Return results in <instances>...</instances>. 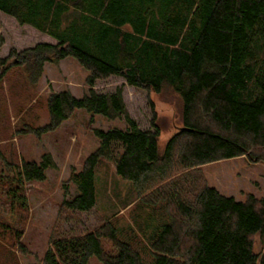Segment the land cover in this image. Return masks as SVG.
<instances>
[{
    "label": "trees",
    "instance_id": "1",
    "mask_svg": "<svg viewBox=\"0 0 264 264\" xmlns=\"http://www.w3.org/2000/svg\"><path fill=\"white\" fill-rule=\"evenodd\" d=\"M0 11L58 42L4 58L0 35V85L13 67L35 85L47 63L67 57L88 71L82 99L52 93L49 124L26 132L55 131L79 109L128 125L95 130L100 146L80 173L72 172L79 194L65 199L63 209L90 212L97 170L114 161L116 173L152 211L138 223L140 231L133 225L122 232L108 220L85 235L56 237L42 264H88L92 257L101 264H147L146 258L150 264H264V197L238 202L191 173L173 179L243 156L264 162V0H0ZM112 76L156 94L169 86L181 98L183 127L163 149L155 112V130L142 131L121 88L95 91L97 81ZM0 160V195L18 208L25 206L24 185L45 180L54 164L50 155L41 163Z\"/></svg>",
    "mask_w": 264,
    "mask_h": 264
},
{
    "label": "rangeland",
    "instance_id": "2",
    "mask_svg": "<svg viewBox=\"0 0 264 264\" xmlns=\"http://www.w3.org/2000/svg\"><path fill=\"white\" fill-rule=\"evenodd\" d=\"M0 35L5 40L1 51L4 58L10 57L12 51L20 53L45 43L49 36L32 26L19 24L1 11ZM14 59L10 58L9 63ZM87 77L88 71L75 58L67 57L47 63L35 85L29 83L20 67H13L0 85V159L21 165L41 163L45 155H50L54 162L46 170L45 180L24 185V207L13 206L6 195H0V264H42L56 237L85 235L108 220L127 232L129 226L138 229V223L152 213L140 200L133 183L116 173L114 161H105L97 170L96 204L90 212L69 213L63 209L65 199L79 194L77 186L70 183L72 172L80 173L86 159L100 146L95 130H126L124 118L113 120L79 109L55 131L42 135L26 132L30 127L40 129L49 124L48 99L52 93L70 91L82 99L88 90ZM120 88L130 117L142 131L155 130L152 122L156 113L163 149L183 127L181 98L169 86L156 94L131 87L116 76L97 81L94 87L100 94H114ZM188 173L238 202L245 201L248 195L264 197V162L253 163L243 156L179 172L173 179ZM156 221L148 224V231L153 230ZM255 250H261L259 237ZM88 264L101 263L92 257Z\"/></svg>",
    "mask_w": 264,
    "mask_h": 264
},
{
    "label": "crops",
    "instance_id": "3",
    "mask_svg": "<svg viewBox=\"0 0 264 264\" xmlns=\"http://www.w3.org/2000/svg\"><path fill=\"white\" fill-rule=\"evenodd\" d=\"M54 42V43H53ZM45 43H48V44H53V45H55V44H57L58 42H57V40H55L54 38H52V37H50V36H48V38H47V40H46V42Z\"/></svg>",
    "mask_w": 264,
    "mask_h": 264
}]
</instances>
